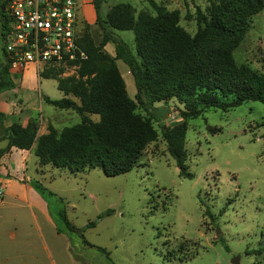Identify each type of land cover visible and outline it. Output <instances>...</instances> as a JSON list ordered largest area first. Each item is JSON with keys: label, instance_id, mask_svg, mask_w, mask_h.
<instances>
[{"label": "rangeland", "instance_id": "374dc122", "mask_svg": "<svg viewBox=\"0 0 264 264\" xmlns=\"http://www.w3.org/2000/svg\"><path fill=\"white\" fill-rule=\"evenodd\" d=\"M114 1L128 2L135 11H152L147 0ZM155 1L167 9L177 8L178 23L189 33L196 27L195 8L203 10L207 3ZM82 29L83 23L78 22V33ZM89 29L97 41L98 28ZM114 32L133 52L132 30ZM1 44L0 38V61ZM232 54L235 61L264 72V5L251 15ZM115 63L127 94L133 97L127 65L120 58ZM73 70L63 67L60 74ZM46 82L50 87L51 81ZM161 104L153 102L155 107L146 110L135 107L143 116L152 115L156 137L143 146L129 170L105 175L96 166L71 172L47 163L33 174L45 187L54 222L42 230L47 247L41 243L38 264H264V104L247 99L225 110L205 107L196 116L187 117L183 147L191 177L177 173L158 126L182 121L176 110L180 103L171 98L167 106ZM49 108L62 110L43 101L40 114L45 116ZM71 112L63 125L79 120L78 114ZM89 116L97 118L95 113ZM10 201L3 197L0 215L29 211ZM88 221L93 224L86 225ZM9 231H14L10 225L0 234L4 242L9 240ZM234 256L237 261L231 263Z\"/></svg>", "mask_w": 264, "mask_h": 264}, {"label": "trees", "instance_id": "16d2710c", "mask_svg": "<svg viewBox=\"0 0 264 264\" xmlns=\"http://www.w3.org/2000/svg\"><path fill=\"white\" fill-rule=\"evenodd\" d=\"M5 1L0 0V33ZM206 2L203 10L195 8L196 27L189 33L178 23L177 8L167 9L155 0H147L151 12L144 8L135 11L125 1L92 0L99 39L94 40L88 24L83 23L77 42L85 57L71 62L73 72L61 75L60 65L43 66L38 72L39 76L55 78L56 87L64 94L59 98L42 94V99L72 108L79 120L59 130L47 124V131L36 135L34 119L24 125L11 122L1 127L4 114L0 111V138H6L0 154L12 145L28 148L34 143L33 153L39 165L48 163L71 172L96 166L105 175L125 172L135 165L143 146L156 137L152 115L143 116L135 107L140 105L146 110L153 102L165 107L174 98L180 103L176 110L182 121L172 126L159 123V131L177 173L191 177L183 147L184 120L205 107L225 110L247 99L264 104V72L235 61L232 54L249 27L251 15L263 7L264 0ZM114 29L132 30L133 52ZM107 41L113 44V55L103 48ZM116 58L129 69L133 97L126 92ZM8 65L3 57L0 89L12 86ZM91 113L97 114V119H91ZM29 184L45 199V187L37 179H29ZM92 224L93 221L86 223Z\"/></svg>", "mask_w": 264, "mask_h": 264}, {"label": "crops", "instance_id": "0c3cea01", "mask_svg": "<svg viewBox=\"0 0 264 264\" xmlns=\"http://www.w3.org/2000/svg\"><path fill=\"white\" fill-rule=\"evenodd\" d=\"M76 4L79 24L86 23L89 27L95 26V10L92 0H76ZM110 43L109 41L104 43L103 48L113 55V45L107 47ZM38 72L39 68L32 63L8 65V79L12 86L0 89V111L4 114L1 127L8 126L11 122L24 125L29 119H34L37 124L36 135H38L47 131V124L59 130L64 126L62 122L72 117V108L58 107L53 104L51 105L62 110L49 108L45 110V116L40 114L44 101L42 94L49 98H59L64 94L56 87L55 78L39 76ZM47 80L51 81L50 87L54 90L50 89ZM124 85H126L125 82ZM34 109L39 112L34 113ZM5 144L6 138H0V148ZM33 145L34 143L28 148L12 145L0 154V202L4 196H7L11 199L10 203L13 206L26 207L29 210L25 213L12 212L0 215V234L2 235L5 226L10 225L14 230L8 232L7 242L0 237V264H38L39 250L47 247L42 230L45 232L50 225H54L48 211L47 201L29 184V179L35 176L33 174H36L41 166L37 162V156L33 153Z\"/></svg>", "mask_w": 264, "mask_h": 264}, {"label": "built area", "instance_id": "2783aa9c", "mask_svg": "<svg viewBox=\"0 0 264 264\" xmlns=\"http://www.w3.org/2000/svg\"><path fill=\"white\" fill-rule=\"evenodd\" d=\"M76 10V0H6L1 40L9 65L74 67L85 57Z\"/></svg>", "mask_w": 264, "mask_h": 264}, {"label": "water", "instance_id": "95a60500", "mask_svg": "<svg viewBox=\"0 0 264 264\" xmlns=\"http://www.w3.org/2000/svg\"><path fill=\"white\" fill-rule=\"evenodd\" d=\"M164 103H166V102H164ZM237 261V256H234V257H232L231 259H230V262L231 263H235Z\"/></svg>", "mask_w": 264, "mask_h": 264}]
</instances>
